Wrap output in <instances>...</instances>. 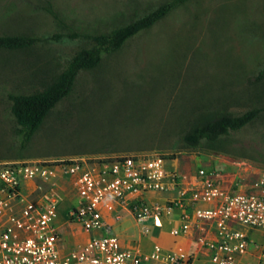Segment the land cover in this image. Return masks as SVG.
I'll return each mask as SVG.
<instances>
[{
    "label": "rangeland",
    "instance_id": "1",
    "mask_svg": "<svg viewBox=\"0 0 264 264\" xmlns=\"http://www.w3.org/2000/svg\"><path fill=\"white\" fill-rule=\"evenodd\" d=\"M165 1L0 0V34L45 38L24 49L0 48V162L143 153L163 157L180 183L176 189L149 193L161 209L163 226L155 227L150 219L138 224L130 216L115 226L125 244L144 253L155 244L178 252L196 246L189 234L175 235L172 226L191 206V182L199 168L221 175L223 185L238 181L264 196V113L215 142L191 147L182 140L200 110L241 113L264 104V0H189L178 6L105 55L98 66L81 70L72 91L26 144L7 94L43 89L76 51L89 45L81 38L53 37L69 29L57 26L49 7L68 28L98 32ZM62 184L72 197L70 182ZM180 196L181 206L172 207ZM198 203L204 206V201ZM60 223L69 247L86 239L78 227ZM253 235L259 264L264 232L255 230Z\"/></svg>",
    "mask_w": 264,
    "mask_h": 264
},
{
    "label": "built area",
    "instance_id": "2",
    "mask_svg": "<svg viewBox=\"0 0 264 264\" xmlns=\"http://www.w3.org/2000/svg\"><path fill=\"white\" fill-rule=\"evenodd\" d=\"M166 167L163 157L144 153L0 162V264H255L253 234L264 232V196L238 181L223 185L222 176L206 168L191 182V206L172 226L175 235L196 242L191 251L155 244L144 253L122 241L115 226L126 216L163 226L149 193L180 184ZM182 200L175 197L172 207ZM60 222L78 227L86 239L69 247ZM259 258L264 264V253Z\"/></svg>",
    "mask_w": 264,
    "mask_h": 264
},
{
    "label": "trees",
    "instance_id": "3",
    "mask_svg": "<svg viewBox=\"0 0 264 264\" xmlns=\"http://www.w3.org/2000/svg\"><path fill=\"white\" fill-rule=\"evenodd\" d=\"M187 1L189 0H166L156 8L125 24L98 32L76 31L68 28L62 16L49 7L48 10L53 15L57 26L63 30L69 29L56 33L53 37L81 38L85 39L89 45L76 51L63 69L43 89L29 94L20 92L7 94L11 101V113L19 126L18 131L22 143L26 144L30 141L56 103L72 91L76 76L81 70L98 66L105 55L118 50L128 39L140 34ZM44 39L41 35L29 33H2L0 34V48L24 49ZM262 113H264V104L241 113L221 109L200 110L193 116L182 135V140L191 147L200 145L202 141L215 142L231 131L240 130L254 122Z\"/></svg>",
    "mask_w": 264,
    "mask_h": 264
}]
</instances>
